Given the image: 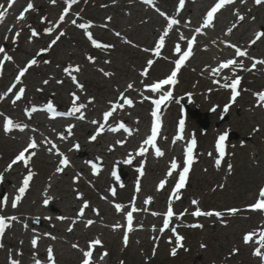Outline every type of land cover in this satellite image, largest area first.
Segmentation results:
<instances>
[{
    "label": "bare ground",
    "instance_id": "1",
    "mask_svg": "<svg viewBox=\"0 0 264 264\" xmlns=\"http://www.w3.org/2000/svg\"><path fill=\"white\" fill-rule=\"evenodd\" d=\"M243 1L247 2L250 0ZM35 2L38 5L37 8L40 10L43 9L44 6L47 7V4L44 3L46 1L35 0ZM91 2L92 0H71V2L70 0H56L54 7L64 9L65 13L69 8L74 9L79 5H87ZM232 2H236V0H232ZM20 3L19 0H16L13 7L7 9L4 21L13 22L15 15L11 13L13 11H15V14L20 13L21 8L18 6ZM0 4H3L5 8H7L8 0H0ZM97 5L96 2L92 4L93 7H96ZM193 7L195 6L193 5ZM242 8V10L248 12V16L247 14H243L241 15L244 17L243 20L238 17L232 22L233 31L237 32L233 40H236L237 36L242 35L243 38L241 41H248L250 38V45L254 47L257 46L258 43L264 44V37H261L259 40H256L255 43H252L258 33L264 32L263 30L259 31V28L264 26V15L258 17V13H253L252 8L245 6ZM2 10L3 9H0V11ZM111 10L115 11L116 9L111 6L106 8L105 11L108 15H111ZM196 10L204 15L201 17V21H204L207 14L206 9L198 7ZM136 11L134 10V14L137 13ZM68 15L69 11H67V15H64L63 21L60 19L58 23L57 21L54 22L48 19L47 22H43V25L39 27L38 30H35V28L31 29L30 26H32L33 23H31V25L26 23L21 30L35 32L36 35L33 36L36 45L43 44L45 46L47 41H52L55 36L58 37L61 33H63L62 36L64 38L67 37L69 33L72 34V29L69 27L71 23L65 20ZM247 18H250L253 23L248 24L249 22H246ZM4 21L0 23V46L5 44L8 51L12 52V49L9 48L10 44L7 40H4L6 33V26L3 25ZM96 21H98V24L95 25L92 23L93 29L90 31L92 37L101 45H108V47L102 46L98 48L94 46L92 47L93 49L89 48V52L84 53L86 59L84 62H88L91 66L93 64H98L102 65L105 69L112 68L113 70H117L118 77L112 80V87L109 88L102 85L104 80H101L102 82L97 81L99 79L95 76L91 78L89 76H84V74V77L82 76L83 78L80 79L75 68L78 66L79 69L84 70L86 64L81 65L78 63L76 65H71L69 61H64L65 59H63V57L54 59L46 54L45 56L38 58L35 65L28 68V71L24 75L26 77L25 80L28 81L29 79V82L31 83L30 87H32V81H37L35 79L37 74L40 75L45 73L48 65L61 61L57 62V64L63 65L69 72L67 73V77L61 70L58 72V75H60V82L64 83V87L66 84L69 85L72 82H75L77 86V93L72 95L73 101L64 106V116L58 117L56 112L62 109L60 106L63 105L55 106L56 102L53 101L49 94V90L45 86L39 88L34 94H31L30 89H25L23 85L18 86V82H16L13 89H10L6 94V98L0 100V105L4 104L6 107L11 108L8 111H0V174L4 177L3 181L0 182V194L3 196L0 199V215L6 218H11L13 216L17 217L16 220L9 219L6 221L10 225L7 228L18 229L23 232V239L21 240L15 237H10L9 240L0 239V244L2 243L6 246L8 255L7 258H0V264H10L11 259L20 260L21 264H35L37 257L40 258L39 260L41 261V264H52V262L47 259V249L49 247L53 249L55 264H82V260L84 259L83 251L88 250H91L93 253V256L91 257L92 264H117V260L114 259L113 255L115 253V243H117V240L121 243L125 235H127L130 243L126 244V246L131 247H145L147 244H152L153 239L162 240L161 236L166 235V233L173 227H180L175 224V220H172L169 222V227L161 231L165 219L164 214L167 212L169 202L171 201L174 213L172 218L176 217L175 210L177 208L178 200H181V203L193 205V197L190 194L179 193V199L173 198L172 193L175 186L168 184L173 180V177L175 179L177 178V171L180 170L178 168L188 166L187 160H184V162L180 160L181 154L182 156L187 155V144L191 145L192 142L191 139H184L187 128L184 127L183 132L179 130L177 133V137H182V139H177L181 143H177L180 155H173V157L169 159L170 161H164V165H162V161H159L161 157L158 158L155 155L151 157L154 162L152 164L150 163V158L147 153L150 149L155 150V148L152 145H145L143 143L144 139L141 140V143L136 146V149L133 152L129 151V141L138 142L141 139L138 130V128L141 127V121L134 108L138 103L147 104L149 102V96L155 95L157 92L151 91L147 88L143 77L137 79L134 77L133 79V73L129 68V65L133 63L132 58L122 61L124 67L117 65L113 66L109 61L111 51H115V48L137 57L140 54L138 53V50L141 49L139 41L129 38V35H126V33L125 35H121L124 33L120 31V35L117 36V38L119 40L125 38V41L121 44L116 42L113 38V34H116L114 29L122 24L118 17L115 18L114 22L112 16H102ZM242 23L244 24L240 29L239 24ZM217 24V17L214 15L211 25ZM37 25L38 23L36 26ZM203 28H207L204 26V22ZM181 32L183 34H194L190 29L184 26L181 28ZM84 37L88 38V35L86 34ZM77 40L80 39L77 38ZM131 42L137 43L136 49L138 52L126 47L129 46ZM157 42L158 41H155L153 43L154 51L152 52H155ZM177 42L181 43V40H178ZM183 43L184 40L181 44ZM176 45L165 43L160 51L166 47L177 54L175 51ZM53 47H57L56 42L52 43L51 48ZM64 49H66V46H64L63 50ZM180 49L182 52V48ZM78 50H81V48L79 47ZM33 51V46L19 48L17 63L19 64L21 62L29 61V58L34 55ZM47 51L48 50H45V53H47ZM220 51L221 52L220 54L218 53V55L224 56V54H222L223 49ZM192 55L193 52L190 57ZM70 56L73 58L80 56L79 51L72 53ZM6 57L8 56L0 53L1 68L13 71L10 76V78H12L15 75V71H18L19 68L16 69L15 65H8L6 63ZM89 57L92 59L90 60ZM232 59L236 61V64L242 62L243 67L238 68L235 65H231L228 68L214 73L213 69L204 71L201 66L196 65V70L204 74V78L209 86L213 87V90L216 92L221 91L223 95L229 96L230 98L233 93H231L229 88H225L224 84L228 81L232 82L236 77H240L241 82L238 88L239 95L234 102L231 101L227 105L229 108L228 110L233 107H238L240 109L245 108V110L252 112L256 119L259 118L264 123V107L261 104V101H259V93L256 95L255 91L249 89L246 91L249 94L245 96V93L243 92V88L247 83L246 78L249 77V74H253L255 77L259 76L258 74L261 72L259 70L260 66L257 64L254 69H251L254 60L252 63H249L248 61H241L234 57ZM133 60H137V58H133ZM247 69H251V71ZM85 71H87V69ZM99 73L104 74L103 70H100ZM110 76L111 74L107 77ZM8 79L9 77L7 76L5 80ZM20 83L22 84V81ZM129 84L133 85V87L129 88ZM61 87H63V85H61ZM103 88L107 90L105 93L106 96L96 94V90L103 92ZM18 89H23V95L21 98L24 99V104L22 106H14L11 102H5V100L13 98L14 92H18ZM93 94L94 98L92 107L90 112L87 113L83 99L85 96H92ZM76 97H79V99H76ZM122 97L131 99L133 105L125 106ZM98 101L101 105H104V107L99 108L94 104ZM257 101H259V103ZM49 104L56 108L49 111L47 108ZM117 104L122 105V107L117 108L112 116L105 121L104 113L110 111ZM215 104L207 101L206 105L209 109H218V104ZM0 109L2 108L0 107ZM33 109H35V111H33ZM76 109L79 110L77 111ZM38 116L42 117L44 120H37L36 118ZM91 116L92 119H90ZM8 118H11L14 124H20L22 126L27 125V128L21 130L20 128L13 127L11 131H6L5 124ZM51 123H53V125ZM121 123H123L125 128L130 131H126L125 128H120L119 126ZM29 126H32V129H30ZM66 128L71 129V134L67 135L63 132ZM112 128H117L119 130L111 131L110 129ZM142 128L146 131L147 127L144 126ZM220 132L221 131H217L215 134ZM97 133H99V135H97ZM93 135L97 136L94 141L91 139ZM171 135L172 131L169 129L167 134L163 136L161 140L167 142V140L171 138ZM33 139L36 141L37 147L25 152V158L28 161L27 165H25L24 161H18L13 165L10 171H7L6 169L8 168V165ZM77 145L79 147H77ZM141 147L145 148L144 153L146 154H139V149ZM156 147H158V143H156ZM194 148L199 149V151L200 149L202 150V141H199ZM78 149L86 152L88 155L87 160L96 158L101 159L104 162L103 167L99 168L98 173L94 172L92 164L86 163V159L76 157ZM161 151L165 154V149ZM32 152H35V155L31 156V158L38 160L42 167L48 170L45 172V176H38V174L31 169L29 156ZM38 155L40 157H38ZM198 155L199 152L193 155V162L198 161ZM64 157L68 158L69 164L68 166L63 167L62 172H58L57 169L62 167L60 162ZM130 158L132 163L129 164L126 161ZM173 161H176L178 164V167L175 170L171 169V163ZM139 164L143 166L142 169L144 174L142 176L139 174V176L137 175V177H134L133 172L134 170H137V165ZM114 166L128 168L130 171L129 178L126 181H121L118 177L114 176V174L109 173L110 175H107L105 171ZM163 166L168 167L167 173L172 171L171 176H168L166 173L163 176L164 178L161 179L167 181L165 184L166 190L168 186L173 187L170 194L163 193L166 190H158L157 192H154L153 189H150L143 184L146 180H149L152 175H155L154 171L161 170L160 168ZM148 170H150V173ZM29 174L32 175V179L29 181V187L26 189L25 193L21 195L18 189L22 186L23 180ZM101 174L104 175L103 178L104 181L107 182V186L103 183L99 184L97 182V178L102 177ZM137 182H139V191L136 190ZM156 188L158 189V186ZM112 189H115L114 199L110 197ZM92 191L98 193V196ZM31 193L32 196H34L29 198V194ZM17 195H20L21 198L17 203V206L13 207L12 204ZM257 196L260 197L259 194H257ZM148 197L152 198V202L150 204H145V200ZM5 198L6 203L4 202ZM29 199L30 201H28ZM45 199H48V204L44 203ZM85 201L88 202L89 207L84 209V215L81 216L79 215V212ZM116 204L124 206L120 212L116 210ZM133 206H135L138 211L133 212L132 231H128L127 212L131 211ZM153 213H160V215H153ZM215 217L223 219L225 224H227L226 219L231 218L227 213H223L221 217ZM208 218L211 219V217ZM89 220L93 221L91 225L87 224ZM245 221L246 224H242L241 230L237 234L239 242L235 244V247L239 251L247 253L249 258L248 264H264V258L257 257L253 254L254 250L257 247H260L258 243L260 238L259 232L264 229V214L262 215V218L260 217L258 220H251V217H247ZM35 222H38V224H35ZM25 225H27V227H25ZM114 225H121V227L114 228ZM202 226H206V224ZM213 226L214 234L212 237L215 240H218V234H216L217 224L214 223ZM69 228L72 230L69 231ZM250 232L255 233L254 239L257 243H245L244 236ZM152 235L154 238H152ZM51 237H56V239H51ZM34 238H38L37 246L35 248L31 243ZM97 238L102 243L100 245H91L90 242ZM166 242L173 244L175 241L172 238L166 240ZM73 245H77L78 247H73ZM175 246L173 245V247ZM111 247L112 249L110 252L106 251V249L109 250ZM173 247L167 246L163 248V250L164 252H171ZM105 252H108V255L101 260L100 257ZM261 252L264 254L262 248ZM30 256L33 258L30 259ZM60 260H62L63 263H60ZM230 260L231 259L226 261ZM145 261H147V258ZM193 264L199 263L194 261Z\"/></svg>",
    "mask_w": 264,
    "mask_h": 264
},
{
    "label": "rangeland",
    "instance_id": "2",
    "mask_svg": "<svg viewBox=\"0 0 264 264\" xmlns=\"http://www.w3.org/2000/svg\"><path fill=\"white\" fill-rule=\"evenodd\" d=\"M32 1L33 0H24V4L31 3ZM43 1H47V7L43 10H37L36 15L39 17L36 18V22L42 25L43 21H48V19L54 22L58 21L63 9L54 7L52 0ZM216 1L217 0H198L195 7L185 4L181 8L178 0H155L156 3L154 6L155 9L158 10L157 12L156 10L150 9L146 4L144 7L140 5L132 7L131 0H92L91 3L87 4L89 6V12H85L84 10L86 9L79 5L78 8L73 11L75 15L73 14V16L68 18V21L72 22L74 20L73 17L79 15V17L76 18V23H71L69 26L72 29V34L69 33L67 37L59 38V41L57 37H54L52 41H47L45 46L43 44L36 45L32 31L22 32L20 30V27H23L26 23L31 25V23H33L32 19L35 20L34 17L25 18V22L21 21L15 27L12 26V23L5 22L6 26L9 25L7 27V34L9 35L6 39L8 42H11L13 49H15L10 53V57L14 62H17L19 47L33 46L34 55L29 59V62L47 54L54 59L63 57V59H65L64 61H69L71 65H76L78 63L81 65L86 64L84 70L80 69L79 72H76L79 78L82 79L84 76L93 78L95 76L99 79L97 81L102 82L101 80H104L102 85L109 88L113 86L112 80L118 77V72L112 68L105 69L102 65L93 64L91 66L88 62H84V60H86L84 53H88L89 48L93 49L92 47H94L91 40L84 36L93 28L82 29L79 27L81 22L84 24H89L90 22L97 24L96 20L102 16H112L114 22L115 18L118 17L122 24L119 25V27L117 26L118 28H115L114 31L116 33H120L121 31L124 33L121 35H125L126 33V35H129V38L138 40L141 47V49L138 50L139 52L136 49V42H131L129 46L126 47L140 54L134 57L130 53L127 54V52L115 48V51H111L109 61L113 66L117 65L124 67L122 61L132 58L133 63L129 65V68L133 73V79L134 77L136 79L143 77L147 87L169 76L173 61L181 56L180 54L175 55L173 50L169 48H163L159 55L152 52L154 51L153 43L158 41V38L163 35L165 31L168 32V36L165 37V42L172 45L179 43L181 45L180 47H183L181 44L183 40L185 41L183 44L185 47L187 39L191 37V35L183 34L180 31L181 26L190 27L194 29V33L201 35L199 39L200 45L197 46L192 63L181 71L175 85V95L173 99L167 103L168 106L165 110V115L168 124H166V126L168 130L171 129L172 131L171 138L168 139L167 142L162 140L159 141L158 146L161 150L165 149L164 156H160L161 158L159 160L163 162V164L161 163L162 165H164V161H170L169 159H171L173 155H180L178 152L177 138L173 135H177L181 120L184 121V126L187 128L184 139H195L196 144L202 141V150L200 149L199 151V149L193 148L194 152H196V150L199 152L200 157L197 163H193L194 174L191 180L187 182L188 184H185V187L180 190L182 193L185 192L190 194L193 197L192 201L195 199L199 203L197 205H177L176 214H183L184 212L189 213V217L184 218L183 221L181 219L183 222L182 225L185 227L179 230L176 229L177 235L184 238L182 241H178L176 238L177 235L171 232L164 237V241L153 239L152 244H147L145 247L132 246L124 249V240L121 243L117 240V243H115V253L113 254L114 259L117 260V264H193L194 261H197L199 264H248L249 258L247 253L235 251V244L239 242L237 234L240 232L242 224H246L245 219L251 217V220H258V218H262L264 214V211H255L250 207L255 202H259L261 198L258 197L257 194H259L264 187V123L259 118L256 119L252 112L245 110V108L240 109L238 107H233L225 112L224 108L232 101L231 98L223 95L221 91L216 92L213 90V87H210L204 78V74L196 70V65L201 66L202 69L206 71L219 67L222 62H226L232 59V57L239 58L242 61H248L249 63L253 62L250 58L256 56L264 60V44L259 43L257 47L253 48L250 45V38L248 41H241L243 38L242 35L237 36L236 40H231L234 39L237 33L233 31L232 22L243 14H247L248 16V12L242 10L243 8L241 6L243 3L241 5L238 3L235 4L234 9L227 10L226 13L220 15V22L218 25L202 28L201 17H203V15L196 9L202 6L207 8ZM95 2L98 5L93 7L92 4ZM111 6L116 10H111V15H108L105 10ZM243 6L252 8L253 13H258V17L264 15V2L257 4L255 0H250V3L247 2V4ZM134 10L139 11H136L137 13L134 14ZM176 16L177 18H174ZM170 19H176L178 24L172 25V27L169 28ZM246 22H249L248 24L253 23L250 18H247ZM243 24L244 23L239 24L240 29ZM31 28L38 30L39 27L36 26V23H33ZM197 29L200 31L197 32ZM229 29H232L231 33H229ZM259 30L264 31V26L260 27ZM17 32H19L18 37L16 36ZM115 36L116 34H113V38L119 44L125 40L124 38L119 40ZM181 36H183V39H181ZM77 38L80 40H77ZM179 39L181 43L177 42ZM53 41L56 42L57 47L51 48ZM225 43L236 45L243 48L245 51L247 50L250 58L238 57L235 50L224 48ZM3 45L4 44L0 47H3ZM64 46H66V49L63 50ZM79 47L81 50H78ZM221 49H223L222 54H224V56L218 55ZM45 50H48L47 53H45ZM76 51H79L80 56L75 58L71 57L70 55ZM5 53L9 52L6 50ZM230 56L232 57L229 58ZM133 58H137V60H133ZM149 60L153 61L150 66L148 65ZM57 62L48 65L45 73L40 75L37 74L35 77L37 81H32V87H30L31 83L29 79L24 85L30 89L31 94H34L39 88L45 86L49 90V94L53 97L54 102L63 105L61 108L64 109L65 104L72 100V94L76 92V84L72 82L71 85L64 87V83L60 82V75H58V72L61 70L67 77L69 71L63 65L57 64ZM12 64L13 63L9 62V65ZM25 65L26 62L18 64L19 67L17 68H19V72ZM258 66H260L259 70L261 71L258 74L259 76L255 77L253 74H249V77L246 78L247 83L243 88L245 96L249 94L246 92L249 89L255 91L256 95L258 93H264V66ZM86 69L87 71H85ZM100 70H103L104 74L99 73ZM145 72L147 75H144ZM3 73L5 74V72ZM105 73L111 74V76L107 77L108 75H105ZM6 74L9 75L8 72H6ZM13 80L15 81L16 78ZM3 82L8 84L7 89H0V93L4 96L7 92L6 90L12 87V84H10L11 80H1L0 87ZM227 83L230 84L231 81ZM61 85H63V87H61ZM104 88L103 92L96 90V94L106 96L105 93L107 90ZM229 90L232 93L230 87ZM158 95H151L147 105L138 103L134 108L141 121V127L138 128L141 139L138 142L129 141L128 147L130 148V152L136 149V146L141 143L142 139L146 140L149 136L152 122V100L157 97L160 98L163 94ZM16 96H14L13 101H15L17 105H23L24 102L22 98L16 100ZM93 98L94 94L92 96H85L83 99L87 112L91 110ZM207 101L213 102L214 104L216 103L215 105L218 104L217 106H219V108L209 109L206 105ZM257 102L259 103V101ZM94 104L99 108L104 107L99 101ZM186 104H189L190 108L193 110L199 108L201 113L208 114V121L211 126L207 131L202 130L197 122L184 111V106ZM262 105L264 107V103H262ZM55 106H57V104H55ZM125 106H127V104H125ZM59 111L63 112V110ZM36 119L44 120L40 116ZM51 124L53 125V123ZM144 126L147 127L146 131L142 128ZM168 130L167 128L162 130L161 135L167 134L166 132H168ZM217 131L221 132L215 134ZM65 133L70 134L71 131L69 132V129L66 128ZM224 134H227V138L224 142L225 154L221 156L217 144L219 137ZM236 136H238V138ZM174 144H176V146H174ZM188 147L189 144L187 148ZM147 155L153 157L155 155V150H149ZM87 156L86 152L80 149L76 154L77 158H85L86 163H94L98 168L103 166V161L101 159L91 158L87 160ZM183 158H185V156L181 154L180 160L183 161ZM218 160L220 162L219 165H217ZM29 162L31 169L38 174V176H45V172L48 170L44 169L38 160L33 161L30 158ZM150 162L153 163L152 160ZM141 167L142 165H137V175L140 173L139 169H141ZM160 169L159 171H154L155 175H152L149 180L144 182V186L150 189L153 188L154 192L158 191L156 187L159 185L160 180L164 178L163 176L167 173L168 167L163 166ZM117 170H123L126 177L121 178ZM109 171L115 176H118L122 181L127 180L130 175V172L125 167H114L110 168ZM148 171L150 173V170ZM106 172H108V170ZM133 175L136 177L135 170ZM176 181L178 183L179 179L177 178L175 180L173 177V180L168 184L175 186L174 183ZM97 182L99 184H105L103 178H97ZM165 188L166 187L160 189V191H165ZM172 190L173 187L168 186L167 190L163 193L170 194ZM33 196L31 193L29 198ZM0 198H2L1 194ZM28 201H30V199ZM197 208L202 212L211 211L213 213H227L231 218L226 219L227 224H225L223 219H218L215 215H212L211 219L205 218L204 215L195 217L191 213L196 211ZM233 208L238 209L235 214H231L228 211ZM212 219L219 224L216 233L218 234V240L212 237L214 234ZM202 224H207L205 229L202 227H190V225ZM11 233L12 231H5L4 238H9ZM15 234L18 235L20 240L23 239V232L17 230L12 235L14 236ZM172 236L175 241V247H173V245L171 246L169 242H166V240H170ZM157 245L160 248L157 247ZM166 246L175 248L176 255L173 256L171 254L172 251L170 253L164 252L163 248ZM111 249L112 247L109 248V250L106 249V251L110 252ZM0 253V257L6 256V251L2 250V247H0ZM155 253L157 258L155 257L154 259L153 256ZM146 258L147 261H145ZM229 259L231 260L226 261ZM60 263H63V261H60Z\"/></svg>",
    "mask_w": 264,
    "mask_h": 264
},
{
    "label": "snow or ice",
    "instance_id": "3",
    "mask_svg": "<svg viewBox=\"0 0 264 264\" xmlns=\"http://www.w3.org/2000/svg\"><path fill=\"white\" fill-rule=\"evenodd\" d=\"M53 3H55V0H52ZM71 2V0H70ZM232 0H218V3H216L206 14V18L204 20V26L205 27H208L212 24L213 22V18H214V14L217 13L225 4L227 3H231ZM255 2L257 4H260L262 2H264V0H255ZM16 3V0H8V4H7V8H5V6L3 4H0V9H3L2 11H0V23H2L5 19V15H6V12H7V9H10L13 7V5ZM184 5V0H180V7L182 8ZM33 8V4L32 3H28L26 8L24 9V12H27L29 10H31ZM24 12L21 13V15L18 17V19H24ZM64 15H67V11H65ZM64 15H62L60 17L61 21H63L64 19ZM110 19V18H109ZM239 19L243 20L244 17L243 16H240ZM73 24L76 23L75 20L72 21ZM178 24V21L176 19H170L169 21V28H171L172 25H176ZM80 28L82 29H87V28H90L91 27V24H80L79 25ZM51 31V30H49ZM200 30L197 29V32H199ZM232 29H229V33H231ZM33 35H36L35 32H33ZM61 35H63V33H61ZM88 35V38L89 40H91V42L93 43V45L95 47H108V45H101L97 40L93 39L92 37V33L91 32H88L87 33ZM117 36L120 35V33H116ZM16 36L18 37L19 36V32L16 33ZM168 36V32L165 31L163 35H161L159 38H158V42L155 46V53L157 55H159L160 53V49L164 46L165 44V37ZM261 37H264V32H260L256 35L255 39L252 41V43H255L256 40H259ZM58 39V37H57ZM181 39H183V36H181ZM195 42V36L192 37V39L188 42L187 44V51H185L182 56L176 61V65H175V70L171 73V75L167 78V79H164V80H161L157 83H154L152 85H150L149 87L151 88L152 91L156 92V91H159L163 85H166V84H174L176 83V76H177V72L180 70V66L184 63V61L192 54V45L193 43ZM53 43H55V41H53ZM231 47L235 48L236 50V54L237 56L239 57H244L247 55L246 51H241L239 47L235 46V45H231ZM175 51L177 53H180L181 52V49H180V46L179 44H177L175 46ZM5 52V49L3 47H0V53H3ZM6 59L8 60H11V57H6ZM89 59L91 60L92 58L89 57ZM37 63V61L35 59H33L32 61H30V63L28 64L27 67H25L24 69H22L20 72H19V75L16 77V80L17 82L20 81V78L23 77L25 75V73L28 71V68L31 67L32 65H35ZM153 63L152 60H149L148 61V65L150 66L151 64ZM257 64H260V65H264V60H254L252 66H251V69H254L256 67ZM231 65H235L236 67L238 68H242L243 67V64L242 62L240 64H236V61L234 59H229L227 60L226 62H222L219 67L217 69H213V72L216 73V72H219L220 70L222 69H225V68H228L229 66ZM0 67H2V65H0ZM251 69H247L249 71H251ZM75 71L76 72H79L80 69L79 67L77 66L75 68ZM71 74V72H70ZM105 75H109L108 73H105ZM144 75H147V73L145 72ZM241 82V78L240 77H236L234 80H232V82L230 84L226 83L224 84V87L225 88H231L232 89V96H231V100L234 102L237 98V96L239 95V92L236 91L237 89V86L240 84ZM14 87V85H13ZM129 88H132L133 85L129 84L128 85ZM20 94L16 96V100H19L21 98V96L23 95V89H20ZM260 99L262 101H264V93H259L258 94ZM172 97V92L171 91H168L166 93V95H161V97L157 100L154 101L155 105H156V108L157 110L160 109V106L161 104L170 99ZM76 99H79V97H76ZM124 99V103H126L127 105L129 106H132L133 105V101L131 99H128V98H123ZM122 107V105L120 104H117L115 105L110 111H107L104 113V120L107 121L108 118L110 116H112L113 112L116 111L117 108H120ZM48 109L49 111L53 110V106L51 104L48 105ZM77 111L79 109H76ZM33 111H35V109H33ZM224 111L227 112L228 111V106H225L224 108ZM153 116H156V123L155 125L152 127L151 129V135L148 136V138L146 140H144V144L145 145H152L154 148H155V155L160 157V156H163L164 155V152L161 151V149L159 147H156V140H157V133L161 127V124H160V118L159 116H157L156 112H153ZM15 127V128H20L21 130H23L24 128H27V125H20V124H14L12 119L11 118H8L7 121H6V124H5V130L6 131H11L12 128ZM120 128H125V125L123 123L120 124L119 126ZM183 129H184V121L181 120L180 121V130L181 132H183ZM111 131H118L119 129L117 128H112L110 129ZM126 131H130L128 129L125 128ZM71 131V129H69V132ZM97 135H99V133H97ZM97 136L96 135H93L91 137V139L94 141L96 140ZM227 138V134H224V135H221L219 137V141H218V144H217V148L219 149V152H220V155L223 156L225 154V140ZM177 139H182V137L178 136ZM196 145V141L195 139L192 140L191 142V145L187 148V156H188V159H187V164H188V167H183V171L182 173L179 174V182L175 185V189L172 193V197L175 198V199H179L180 196H179V193H180V190L182 188L185 187V184H186V180H187V176H188V173H189V168L193 162V148L195 147ZM37 147V144H36V141L33 139L29 144L28 146L22 150L14 159L13 161L8 165V168L6 169L7 171H10L11 168L13 167V165H15L18 161H24L25 165H27V159L25 158V152H28L29 149H35ZM77 147H79L77 145ZM145 152V148L144 147H141L139 149V154L140 155H143ZM35 155V152H32L29 156V159L31 158V156ZM62 155V154H61ZM127 163H132V160L131 158L129 160L126 161ZM62 167L58 168L57 171L58 172H62L63 171V167H66L68 166L69 164V160L67 157H64L63 160L60 162ZM219 160L217 161V165H219ZM178 167V164L176 161H173L171 163V169L172 170H175L176 168ZM92 168L94 170V172H99V168L97 167L96 164H92ZM139 172H140V175L142 176L144 173H143V169H139ZM168 176H171L172 175V171H169L167 173ZM4 179L3 175L0 174V182H2ZM32 179V175L29 174L24 180H23V184L22 186L18 189L19 193L22 195L23 193H25L26 189L29 187V181ZM166 180H161L159 185H158V190L160 189H164L165 187V184H166ZM137 191L140 190L139 188V182H137ZM112 194L115 195V189H112ZM82 195V194H81ZM259 196H260V200L258 203L250 206L252 209H262L264 210V189H262L259 193ZM20 195H17L15 197V200L12 204L13 207H16L17 206V203L20 201ZM4 202L6 203V198L4 200ZM152 202V198L151 197H148L146 200H145V204H150ZM44 203L45 204H48V199H45L44 200ZM199 202L197 200H193L192 201V204L193 205H197ZM89 207V204L88 202H84L83 205H82V208L80 209V212H79V215L83 216L84 215V209L88 208ZM123 205L121 204H116L115 205V208L118 212H120L122 209H123ZM135 211H138V209L135 208V206H133L132 210L127 212V223H128V231H132V222H133V212ZM231 214H235L238 209H230L228 210ZM193 216H201V215H204V216H212V215H215L217 217H221L223 215V213L221 212H202L199 208H197L196 211H194L193 213H191ZM153 215H160V213H153ZM165 215V219H164V222H163V228L161 229V231L167 229L169 227V222L171 220V218L173 217L174 213H173V209H172V206H171V201L169 202V206H168V209H167V212L164 214ZM183 214H181V218H182ZM16 220L17 217H11V218H6L2 215H0V237L3 236L4 232H5V229L7 227H9L10 225L6 222L7 220ZM93 223V221L89 220L87 222L88 225H91ZM25 227H27V225H25ZM114 228H118V227H121V225H114L113 226ZM190 227H203L202 225H190ZM72 229L69 228V231H71ZM155 230V229H153ZM171 231L173 233L176 232V229L173 227L171 229ZM254 236H255V233L254 232H250V233H247L245 234L244 236V241L245 243H257V241L254 239ZM259 245L260 247H257L255 250H254V255L257 256V257H262L264 258V254H262L261 252V248L264 247V230H261L260 233H259ZM177 240L178 241H182L184 238L182 236H179L177 235ZM51 239H56V237H51ZM37 240L38 238H34L31 243L33 245V247L35 248L37 246ZM127 241H128V237L127 235H125L124 237V242L125 244H127ZM102 242L97 238L95 239L94 241H91L90 244L91 245H100ZM3 245H0V247H2ZM73 247H78L77 245H73ZM238 251V250H237ZM173 256L176 255V249L173 248L172 250V253H171ZM108 254L105 252L103 253V255L100 257L101 259H104L105 256H107ZM83 256H84V259L82 260V264H92V260H91V257L93 256V253L91 250H88V251H83ZM47 259L49 261L52 262V264H55V260H54V257H53V249L51 247H49L47 249ZM10 264H21V261L20 260H17V259H11L10 260ZM35 264H41V261L39 259H36L35 260Z\"/></svg>",
    "mask_w": 264,
    "mask_h": 264
},
{
    "label": "water",
    "instance_id": "4",
    "mask_svg": "<svg viewBox=\"0 0 264 264\" xmlns=\"http://www.w3.org/2000/svg\"><path fill=\"white\" fill-rule=\"evenodd\" d=\"M195 116V115H194ZM198 117H200L199 115H198ZM200 123L202 124V126L204 127V128H207L208 127V124L207 123H204V122H202V121H200Z\"/></svg>",
    "mask_w": 264,
    "mask_h": 264
}]
</instances>
